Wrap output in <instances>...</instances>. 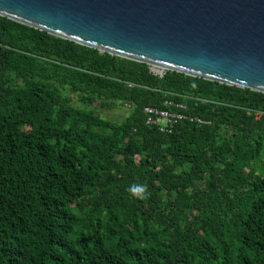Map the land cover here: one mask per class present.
<instances>
[{"label": "trees", "instance_id": "16d2710c", "mask_svg": "<svg viewBox=\"0 0 264 264\" xmlns=\"http://www.w3.org/2000/svg\"><path fill=\"white\" fill-rule=\"evenodd\" d=\"M0 264H264V94L0 16Z\"/></svg>", "mask_w": 264, "mask_h": 264}, {"label": "water", "instance_id": "95a60500", "mask_svg": "<svg viewBox=\"0 0 264 264\" xmlns=\"http://www.w3.org/2000/svg\"><path fill=\"white\" fill-rule=\"evenodd\" d=\"M0 16L163 73L264 94V0H0Z\"/></svg>", "mask_w": 264, "mask_h": 264}, {"label": "built area", "instance_id": "2783aa9c", "mask_svg": "<svg viewBox=\"0 0 264 264\" xmlns=\"http://www.w3.org/2000/svg\"><path fill=\"white\" fill-rule=\"evenodd\" d=\"M167 107H174L177 111H172L164 108L145 107L143 113L145 115V124L149 127L156 128L162 134L171 133L173 127L180 121L194 122L197 124H208L209 122L200 120L189 115L181 113L184 110L182 104H172L164 102Z\"/></svg>", "mask_w": 264, "mask_h": 264}, {"label": "rangeland", "instance_id": "374dc122", "mask_svg": "<svg viewBox=\"0 0 264 264\" xmlns=\"http://www.w3.org/2000/svg\"><path fill=\"white\" fill-rule=\"evenodd\" d=\"M149 70L152 74L154 75H158L160 71H158L159 69L156 67H149ZM163 73V72H162ZM72 97V102L75 106H78L79 103L76 100L74 95H70ZM92 107L94 109V114H96L97 116H100L106 120H110L112 122H119L121 121L124 116L127 114V108L124 106H120V105H113V106H109V107H102L100 106V104L95 101L92 104Z\"/></svg>", "mask_w": 264, "mask_h": 264}, {"label": "clouds", "instance_id": "9594fccd", "mask_svg": "<svg viewBox=\"0 0 264 264\" xmlns=\"http://www.w3.org/2000/svg\"><path fill=\"white\" fill-rule=\"evenodd\" d=\"M132 191L134 193H143L145 191V186H140V187H137V188H133Z\"/></svg>", "mask_w": 264, "mask_h": 264}, {"label": "bare ground", "instance_id": "6f19581e", "mask_svg": "<svg viewBox=\"0 0 264 264\" xmlns=\"http://www.w3.org/2000/svg\"><path fill=\"white\" fill-rule=\"evenodd\" d=\"M157 68V67H156ZM159 70L158 71H160L159 73H162L163 72V70L161 69V68H158Z\"/></svg>", "mask_w": 264, "mask_h": 264}]
</instances>
